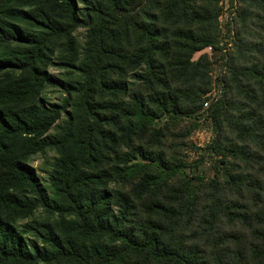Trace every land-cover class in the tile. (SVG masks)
Returning a JSON list of instances; mask_svg holds the SVG:
<instances>
[{
  "label": "rangeland",
  "instance_id": "1",
  "mask_svg": "<svg viewBox=\"0 0 264 264\" xmlns=\"http://www.w3.org/2000/svg\"><path fill=\"white\" fill-rule=\"evenodd\" d=\"M72 1L76 22L69 19L63 0H0L5 26L16 24L31 36L46 31L9 16L18 9L67 30L49 40L36 60L38 85L33 95L17 101L11 94L16 90L26 94L30 79V70L20 63L34 47L16 38L0 40V56L14 65L0 71V106L21 115L25 111L27 118L35 106L51 115L58 113L45 135L17 138L15 152L21 164L49 199L57 188L60 159L76 172H93L96 183L85 192H104L102 209L118 218L125 213L121 229L130 236L159 237L161 245L200 264H264V131L254 142L244 143L224 112L220 130L215 121L217 103L223 98L232 101L229 113L235 119L242 117L246 125L253 124L254 116L264 115V108L259 113L254 101L253 106L246 105V95H262L263 85L244 76L246 67L264 72V0H196L187 8L189 14L168 23L158 14L156 26L164 27L163 50L151 69L135 57L141 46L147 48L133 28L135 19L148 24L142 12L150 8L146 0L141 5L139 0ZM120 7L128 11L122 19ZM191 27L199 36L208 34V28L214 39L192 55L183 38ZM94 30L104 34V47L113 48L99 61L102 76H93L91 83L86 72L96 53L89 46ZM197 71L199 76L189 80ZM102 79L116 86L101 90L97 83ZM84 83H89L93 102L102 105L107 119L94 143L93 166L84 163L80 152L89 122L75 109L81 95L77 89ZM140 105L152 121L139 117ZM9 173L7 166H0V210L27 244L46 247L40 234L47 230L67 235L68 221L62 223L43 207L26 213L27 207L15 200L31 207L38 196ZM123 264L169 263L130 254Z\"/></svg>",
  "mask_w": 264,
  "mask_h": 264
},
{
  "label": "trees",
  "instance_id": "2",
  "mask_svg": "<svg viewBox=\"0 0 264 264\" xmlns=\"http://www.w3.org/2000/svg\"><path fill=\"white\" fill-rule=\"evenodd\" d=\"M140 5L145 0H139ZM196 0H146L145 6H150L146 10H142L144 14L148 16V24L135 19L133 28L138 34L140 40L144 39L147 44L146 49H142V46L138 50V54L135 57L143 59V61L151 68L156 63L155 56L161 53L163 50L160 47L164 37V27H157L156 21L158 14L163 17L164 22L174 20L178 15H187L189 10L187 8L195 3ZM64 4L68 8L69 19L76 22L75 5L72 0H63ZM139 5V6H140ZM119 8V7H118ZM135 10V9H134ZM153 10L155 13H152ZM122 16L127 14L128 11L124 7L118 9ZM133 12V9H132ZM191 12V11H190ZM193 12V11H192ZM9 16L13 19L20 20L22 22H28L34 24L36 27H41L46 31L38 35H28L23 32L18 25L9 23L5 26L4 22L0 20V40H7L10 38H16L18 41L32 45L34 48L32 51H28L27 57L20 67L30 70V79L28 80L27 93H20L18 90L11 94V98H15V101L24 97L32 96L35 87L38 85V69L36 67V60H38L45 49L47 42L55 37H59L67 32L63 25H58L55 22L50 23L39 21L32 15H29L23 10L13 9L10 11ZM119 24V23H117ZM214 24L212 23L210 29ZM208 28L205 29V35L199 36L193 27L189 28L183 36L187 40V46H189V54L192 55L196 51L210 45L214 42L212 33ZM7 38V39H6ZM104 34L101 30H94L93 39L89 46H92V52L94 50L95 56L88 65L89 70L86 72V76L89 82L93 79V76H102V71L98 70L99 61L107 55L109 48L104 47ZM11 61H7L4 57L0 56V71L12 65ZM101 67V66H100ZM155 68V67H154ZM188 68L184 69L181 73V77H184ZM253 69V68H252ZM250 67L245 68L244 76H253L257 78L258 83L264 87V72H258L257 67L252 70ZM105 70V69H104ZM103 70V71H104ZM264 71V69H263ZM152 72V71H151ZM199 76L197 71L193 77L189 80H195L196 76ZM161 82L160 77L155 78ZM235 82L238 85V78L235 77ZM151 82V81H150ZM101 90L113 89V83L109 84L102 79L97 83ZM263 87L259 90H263ZM81 95L75 104V109L81 110L84 114V119L89 123L83 130V137L80 142V152L84 163L87 166H93L96 158L94 156V143L98 136L102 135L105 121L100 109L102 105H99L92 99V91L89 87V83H84L79 87ZM70 89L76 90L71 86ZM206 94V93H205ZM204 94V95H205ZM203 94L200 95L202 97ZM262 101L259 103V99ZM246 105L253 106L254 101L259 108H264V90L262 95L257 93L253 95H246ZM165 104V103H162ZM219 106L216 108L215 121L220 125V114L224 112L229 119L234 122L233 126L235 132L240 136V140L244 143H252L258 138V132L264 131V115H256L253 118L252 125L244 124L242 117L235 119L232 113V101H226L224 98L219 100ZM31 109V108H30ZM254 110V107H252ZM25 111H22V115L15 111H6L0 106V166H7L10 170L9 177L18 179L19 181L32 187L37 194L35 203L30 207L28 204H23L20 201L15 200L20 206H26L25 210L27 214L31 215L34 210L41 206L46 211L51 212L53 215H57L59 221H68L67 235L62 236L55 230H47L45 235L40 234V238L46 244V247H33L27 244L23 235L17 231L11 222L4 216V211L0 210V264H9L13 262L15 264H123L125 257L130 254L134 256H141L150 261L166 262L169 264H200L191 259L187 255L181 254L178 251L170 249L165 245L160 244L159 237H147L146 239H138L128 235L123 231L122 219L126 214L107 216L102 209L104 206L105 198L107 195L102 192L98 194L88 193L85 190L93 188L96 183L97 175L93 172L86 173L83 171L76 172L73 165H70L67 160L60 159V169H56L55 175L57 181V188L54 190V194L49 199L45 190L35 181L30 171L25 168L21 161L17 158L15 152V141L18 137H29L34 135L35 137H41L45 135L52 124L54 123L56 116L51 115L45 111L44 107L35 106L32 108L28 118L24 115ZM254 111H252L253 114ZM139 117H148V121H152L151 115L146 112L143 105L139 106ZM252 118V117H251ZM220 130V129H219ZM248 145L245 144V148ZM56 184V183H55ZM84 196V197H83ZM190 199L194 200V193L192 187L189 188ZM59 198V201L56 199ZM1 203L8 205L6 200H1ZM121 242L118 246L116 243ZM95 243H98L95 245Z\"/></svg>",
  "mask_w": 264,
  "mask_h": 264
}]
</instances>
